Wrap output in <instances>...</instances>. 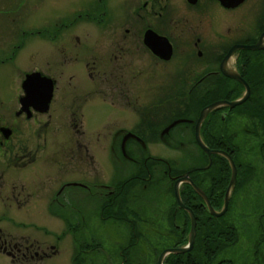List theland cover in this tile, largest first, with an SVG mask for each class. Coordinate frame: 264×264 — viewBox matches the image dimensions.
<instances>
[{
  "label": "flooded vegetation",
  "instance_id": "af4514ba",
  "mask_svg": "<svg viewBox=\"0 0 264 264\" xmlns=\"http://www.w3.org/2000/svg\"><path fill=\"white\" fill-rule=\"evenodd\" d=\"M54 1L0 0V210L33 206L52 217L54 209L78 212L86 206L101 223L129 231L120 264H158L165 249L187 243L188 234L182 245L178 230L190 225V217L178 207L175 181L188 172L208 200L210 194L224 195L230 181L225 185L223 175L212 176V157L196 143L195 123L204 107L239 99L248 88L250 106L241 113L234 111L238 106L215 108L201 124L200 139L234 156L232 193L253 188L241 187L246 176L264 178V0H90L71 22L58 16L50 25L42 4ZM35 7L43 18L37 27L28 16ZM82 18L91 27L87 42L78 32H66ZM100 106L106 115L98 120ZM177 114L188 117L169 128ZM156 146L169 147L182 159L165 160L152 152ZM188 146L196 150L183 156L181 147ZM200 151L207 160L203 168ZM183 159L196 164L185 170ZM262 182L253 193L264 192ZM179 195L184 206L202 205L210 214L189 182L179 185ZM65 216L55 220L71 225ZM10 218L0 216V224L13 223ZM147 221L155 228L169 226L173 240L156 258L152 250V261L147 251L138 260L132 256ZM131 231L134 248L127 247ZM116 236L122 242V234ZM22 239L0 229V254L11 264L45 257V250L29 245L35 241L19 243ZM218 239L210 244L216 250L212 264H254V234H238L232 243ZM148 242L145 248L155 239ZM79 244L75 264H86V251L96 253L99 245Z\"/></svg>",
  "mask_w": 264,
  "mask_h": 264
},
{
  "label": "rangeland",
  "instance_id": "374dc122",
  "mask_svg": "<svg viewBox=\"0 0 264 264\" xmlns=\"http://www.w3.org/2000/svg\"><path fill=\"white\" fill-rule=\"evenodd\" d=\"M90 0H56L51 2V4L43 3L42 7L47 8L46 14L43 17L47 23L50 25L53 24L54 19L58 16H61L62 19H65L66 23L71 22L77 15L80 7L88 6ZM5 9L10 10L9 6H6ZM41 11L35 7L31 13H28L30 18V23L35 27L41 25V21L43 18L40 16ZM82 19H78L73 25H69L66 29L67 34L78 32L82 37L84 42L85 37L89 36L90 33V25L85 23ZM36 41V40H35ZM250 102V101H249ZM246 103L244 106H238L235 112H243V109L246 106H250V103ZM241 109V110H240ZM240 110V111H237ZM106 108L100 106L97 110L96 117L98 120H101L106 114ZM237 114V113H236ZM238 115V116H237ZM235 116L243 118L241 114H237ZM119 119L121 116L116 115ZM93 122V121H92ZM54 127V126H53ZM188 135V134H187ZM55 136V138H54ZM58 132L51 136V142L53 139H58ZM195 149L192 147H181L183 156H186V151H190ZM196 150V149H195ZM152 152L158 155L159 157L169 160L174 157H180V153L174 152L171 148L165 146H156L152 148ZM249 154L244 153V157L248 158ZM240 159L241 155H238V160H242L244 162L247 159ZM182 159V157H180ZM248 163V161L246 162ZM125 168L129 165L123 163ZM190 159L188 162L183 159L181 161L180 168H185L192 165H195ZM124 166H121V171H126ZM179 169V168H178ZM29 170H26V173ZM256 179L254 181L246 176L244 182L241 187H253L252 189L244 190H236L230 196L229 203V211L225 215V220L227 222H231L238 229V234L240 235H252L254 234V264H264V192H256L253 193L254 187L262 184V180L264 178L256 175ZM259 190V189H258ZM173 202V199L170 198L169 204ZM165 204V203H164ZM32 206V205H31ZM170 207L165 208V213L168 212ZM0 210V216L3 217H11L10 221L3 220L0 224V229L2 232L11 238H25L29 239V241H35L30 243L29 245H33L34 249L37 247L38 250H45V257L42 259H34L31 262H23V264H75L80 255V245L79 241L83 242L82 245L91 247L94 244H98V248L96 253H92L93 251L90 249L86 252V264H120L119 250L123 246L126 245L123 242H127L129 238V231L125 230L123 227H115V229L108 227L107 224H103L99 221L96 213L86 206H83L80 211H64L59 209L52 210L53 216L51 217L47 210L35 209L33 206L28 207L24 210L9 211ZM63 211V212H62ZM254 213V214H253ZM65 214L69 215L70 218L65 216ZM76 214L81 215L77 216ZM61 215L65 216V218L71 219V225H67L64 222L56 221L58 217ZM76 218V220H75ZM71 221V220H70ZM165 224V223H164ZM260 225V227H258ZM169 226L162 225L161 227H153L147 221L145 225L142 226V237L140 243L134 249L132 256L133 258H138L140 252H146V258L149 260L148 254H151L152 261V253H155V258L161 252V250L165 247L172 246L173 242L170 233L168 231ZM116 234H122V242H117L118 237ZM112 235V236H111ZM149 238L155 239L154 243L148 248H145L147 244H149ZM25 239L19 241V243ZM243 242L240 243L244 246L246 239H241ZM259 241V243H257ZM239 243V241H238ZM237 243V244H238ZM159 248H157V247ZM259 248V250L257 249ZM92 248V247H91ZM86 249V248H85ZM153 250V252H152ZM234 251H239L236 249ZM225 253H222L224 255ZM221 255V256H222ZM236 255V254H234ZM138 260V259H137ZM0 264H11V259L7 256L0 254ZM138 264V263H137Z\"/></svg>",
  "mask_w": 264,
  "mask_h": 264
},
{
  "label": "trees",
  "instance_id": "16d2710c",
  "mask_svg": "<svg viewBox=\"0 0 264 264\" xmlns=\"http://www.w3.org/2000/svg\"><path fill=\"white\" fill-rule=\"evenodd\" d=\"M212 101L213 100H211V102ZM249 101L251 100L248 99L240 106H244ZM177 117L181 118V117H188V116H185L183 114H177ZM208 148L218 149L220 147L210 145L208 146ZM200 154L202 155V157H205L204 164L199 165L201 168H203L202 166H205V164L207 163V160H206L205 154L202 151H200ZM211 159H212V163L210 166V171L212 173V176L217 177V176L223 175L225 178V185H227L229 181L230 173H231L229 162L225 158L218 156V155H213ZM235 164H237V162H235ZM203 170L204 169H200V171H202L200 173H203ZM238 184H239V181L237 185ZM181 194L185 195V192L182 191ZM223 197H224L223 193L217 194V195L210 194L209 200L214 210L219 211L221 209L222 204H223ZM201 206L202 205H197L196 207L194 206L190 207L189 205V207L192 208L193 213L195 214L196 220H197L196 238H195L194 248L190 252H187V253L168 255L167 258L165 259V262H164L165 264H193L191 261H193L194 264H212L211 261L215 257L216 250H214L213 247L210 248V244L213 245L214 242L218 243L220 241L218 239L219 236H225L228 242L231 241L230 243H232L233 240L236 239L238 235L236 227L231 222H227L224 218L227 212L229 211V208L223 216L215 218L211 216L210 214H208L206 211H203V208ZM183 214L185 215L186 219H189L188 214L186 212H183ZM169 219H171V216H169ZM171 228H172V225L170 229ZM189 229H190V225L188 223L187 225H184V227L181 228V230H178V234H180L181 237L182 238L184 237L185 239V237H187V234L189 233ZM172 232H173V228H172ZM130 235H131V238L129 241V245L127 247L134 248V246L136 245L135 236L132 233V231ZM205 236L215 237L216 239H213V238L211 240L204 239ZM184 239H182V241ZM185 242H186V239L184 242H181V244L183 245ZM223 246H224V242L221 247L219 246L217 247V250L219 248L221 249ZM84 248H88V247L86 246ZM31 261L32 260H29L26 262H31ZM23 262L25 261L20 260L18 264H23ZM13 264H16V262H14Z\"/></svg>",
  "mask_w": 264,
  "mask_h": 264
},
{
  "label": "water",
  "instance_id": "95a60500",
  "mask_svg": "<svg viewBox=\"0 0 264 264\" xmlns=\"http://www.w3.org/2000/svg\"><path fill=\"white\" fill-rule=\"evenodd\" d=\"M245 48H249V49H254V46L252 47H245ZM231 53V52H230ZM33 78L32 75H29L26 80L24 81V84H23V87L24 89H27V86H28V83L29 81ZM243 84H245L243 82ZM248 90V88H247ZM246 90V93L243 97L239 98V99H236V100H233V101H226V100H221V101H216V102H213L209 105H207L206 107H204L197 120H196V123H195V140H196V143L198 145V147L208 156V158L210 159V157L214 154H218L220 156H223L224 158L227 159V161L229 162V165H230V168H231V176H230V181H229V184L227 186V189L225 191V194H224V198H223V206L221 208L220 211H215L209 200L207 199V197L204 195V193L201 191L200 188H198L197 186L193 185L192 182L190 181L189 177H188V172L182 174L174 183V187H173V191H174V196L178 202V207L180 209H184L188 214H189V217H190V229H189V233H188V238H187V243L185 246H182V247H179V248H169V249H165L159 256L158 258V264H162V261L163 259L169 255V254H174V253H186V252H189L192 247H193V244H194V239H195V236H196V219H195V216H194V213L192 212V210L186 206H184V204L182 203L181 199H180V195H179V185L182 183V182H189L192 187L194 188V190L196 191V193L201 196L204 201H205V204H206V208L208 210V212L210 213L211 216L215 217V218H218V217H221L225 214V212L227 211V208H228V203H229V198H230V194L231 192L233 191L234 189V185H235V182H236V173H237V169H236V166L234 164V161L232 160L231 156L224 152V151H220V150H212L210 148H208L200 139V127H201V124L203 122V120L206 118V116L212 111L214 110L215 108H218V107H221V106H227L229 108H234L238 105H241L242 103H244L247 99H248V91ZM186 120L185 119H178L176 121H174L170 126V127H173L177 124H180V123H183L185 122ZM168 128V129H169ZM210 165V160H209V164L208 166Z\"/></svg>",
  "mask_w": 264,
  "mask_h": 264
}]
</instances>
